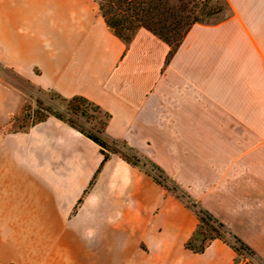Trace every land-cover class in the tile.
Listing matches in <instances>:
<instances>
[{"label": "crops", "instance_id": "crops-1", "mask_svg": "<svg viewBox=\"0 0 264 264\" xmlns=\"http://www.w3.org/2000/svg\"><path fill=\"white\" fill-rule=\"evenodd\" d=\"M194 24L174 55L147 28L130 42L96 0H0V65L41 90L83 96L126 142L264 263V0ZM0 86V264H255L216 238L186 246L199 217L120 154L50 115L7 125Z\"/></svg>", "mask_w": 264, "mask_h": 264}, {"label": "trees", "instance_id": "trees-1", "mask_svg": "<svg viewBox=\"0 0 264 264\" xmlns=\"http://www.w3.org/2000/svg\"><path fill=\"white\" fill-rule=\"evenodd\" d=\"M96 2L106 24L125 41L130 42L135 33L144 27L167 42L170 46L167 60L174 55L194 24L212 23L214 21H209L208 18L223 10L218 5H214L212 0H96ZM56 95L62 98L64 102L63 113L52 112L51 108H45L36 121L43 120L50 115L62 119L100 146V152L103 155L102 163L109 153L120 154L125 160L143 168L157 182L183 198L199 217L198 227L192 239L186 243L188 248L202 252L212 240L220 238L228 242L240 255H244L242 251H246L250 256L255 257L260 264H264L254 250L180 188L161 167L139 154L126 142L114 139L107 140L104 137V127L108 114L104 113L97 104L79 95L72 97ZM92 111L102 112L104 115L101 128H97L95 124L92 125L94 131H87L84 127L78 126L72 118L67 117L70 115L76 119L82 118L84 122L90 123L95 119ZM203 227L213 234L199 241L197 235Z\"/></svg>", "mask_w": 264, "mask_h": 264}, {"label": "rangeland", "instance_id": "rangeland-1", "mask_svg": "<svg viewBox=\"0 0 264 264\" xmlns=\"http://www.w3.org/2000/svg\"><path fill=\"white\" fill-rule=\"evenodd\" d=\"M214 5H218L223 8L222 12L209 17V21H218L226 17L230 13L229 6L226 0H212ZM0 86L11 89L16 93L22 100L21 114L19 116H14L13 120L9 122L7 128L9 130L24 129L28 127L32 122L41 116L43 109L51 108L52 112H62L64 102L62 98L57 96L51 91L41 90L31 84L29 81L16 75L8 67L0 65ZM95 119L90 122H84V119H76L70 115L67 117L72 118L76 121L77 125L84 127L87 131H94L93 124L97 128H101V122L104 120V115L102 112H93ZM213 234L211 231L206 230V228H201L197 235L198 240H202L204 237H209ZM244 256H247L251 262L255 264H260L255 257L250 256L246 251H242Z\"/></svg>", "mask_w": 264, "mask_h": 264}]
</instances>
